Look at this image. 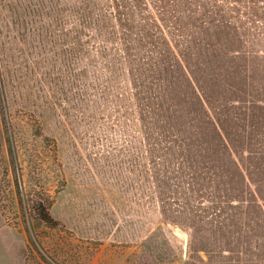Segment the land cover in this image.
Wrapping results in <instances>:
<instances>
[{
    "label": "rangeland",
    "instance_id": "1",
    "mask_svg": "<svg viewBox=\"0 0 264 264\" xmlns=\"http://www.w3.org/2000/svg\"><path fill=\"white\" fill-rule=\"evenodd\" d=\"M0 264H264V0H0Z\"/></svg>",
    "mask_w": 264,
    "mask_h": 264
}]
</instances>
